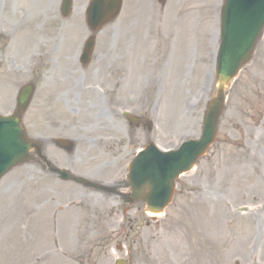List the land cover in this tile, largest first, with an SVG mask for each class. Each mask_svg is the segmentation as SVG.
Listing matches in <instances>:
<instances>
[{
    "label": "rangeland",
    "instance_id": "rangeland-1",
    "mask_svg": "<svg viewBox=\"0 0 264 264\" xmlns=\"http://www.w3.org/2000/svg\"><path fill=\"white\" fill-rule=\"evenodd\" d=\"M223 1L124 0L120 16L95 33L83 75L76 55L90 35L88 0H74L67 17L62 0H0V112L13 111L19 89L34 83L28 134L47 143L57 166L107 185L125 181L127 193L128 165L140 148L150 141L176 148L201 134L218 85ZM155 37L161 53L154 71L153 59L139 58L153 56ZM123 53L125 87L108 73ZM94 80L113 84L112 97L82 87ZM117 104L140 108L141 120H124ZM145 119L151 130L141 127ZM55 137L74 139L76 148L56 147ZM99 137L104 142L93 146ZM121 198L61 181L33 156L0 181V264H264V33L227 89L216 142L178 179L173 202L157 215L139 201L123 211Z\"/></svg>",
    "mask_w": 264,
    "mask_h": 264
},
{
    "label": "water",
    "instance_id": "water-1",
    "mask_svg": "<svg viewBox=\"0 0 264 264\" xmlns=\"http://www.w3.org/2000/svg\"><path fill=\"white\" fill-rule=\"evenodd\" d=\"M121 3L122 0H93L88 11L91 27L96 30L113 19ZM71 6L72 0H64V15L70 13ZM263 29L264 0L225 1L222 44L216 67L219 87L217 95L208 104L201 138L185 143L181 150L171 154L161 153L153 145H148L130 165L133 198L144 200L150 211H162L171 202L176 177L189 170L216 139L219 118L224 109L225 87L251 59ZM92 49L93 40H90L84 52L85 61L89 60ZM32 92V86L21 91L15 114L9 117L0 115V178L12 167L27 160L29 150L37 147L26 137L21 126V117Z\"/></svg>",
    "mask_w": 264,
    "mask_h": 264
},
{
    "label": "flooded vegetation",
    "instance_id": "flooded-vegetation-1",
    "mask_svg": "<svg viewBox=\"0 0 264 264\" xmlns=\"http://www.w3.org/2000/svg\"><path fill=\"white\" fill-rule=\"evenodd\" d=\"M114 69L113 68H109L108 69V73H109V78H112L113 76H114ZM124 77H123V74H122V72L121 73H119L118 74V76H117V80L115 81V80H110L111 82H116V84H117V86H124V79H123ZM94 82H96V83H101L99 80H94ZM104 83V82H103ZM111 85H113V84H110V85H108L107 84V87L109 88V86H111ZM120 95H117V97H119Z\"/></svg>",
    "mask_w": 264,
    "mask_h": 264
}]
</instances>
